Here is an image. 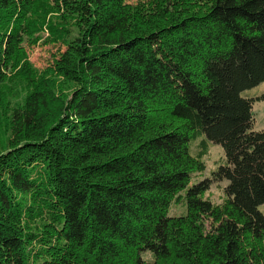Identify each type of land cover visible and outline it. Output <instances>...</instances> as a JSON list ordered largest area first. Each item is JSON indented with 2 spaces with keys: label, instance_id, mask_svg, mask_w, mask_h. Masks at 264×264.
I'll list each match as a JSON object with an SVG mask.
<instances>
[{
  "label": "trees",
  "instance_id": "trees-1",
  "mask_svg": "<svg viewBox=\"0 0 264 264\" xmlns=\"http://www.w3.org/2000/svg\"><path fill=\"white\" fill-rule=\"evenodd\" d=\"M46 22L76 88L13 111L0 264H264V0H0V85ZM212 145L220 203L192 180Z\"/></svg>",
  "mask_w": 264,
  "mask_h": 264
},
{
  "label": "rangeland",
  "instance_id": "rangeland-1",
  "mask_svg": "<svg viewBox=\"0 0 264 264\" xmlns=\"http://www.w3.org/2000/svg\"><path fill=\"white\" fill-rule=\"evenodd\" d=\"M130 3H137L143 0H128ZM149 8V7H148ZM49 24V23H48ZM47 22L35 34L31 42L26 43L25 53L21 57H25L27 63L25 69L19 68L18 57L14 59V65L11 67L13 73L10 79L0 85V153L9 149L10 143L16 144L20 141V137L11 135L12 129L10 126V119L13 111L22 106L26 95L34 88L40 85V81H49L52 90L55 94L61 97L68 96L76 87L72 82H68L64 78L55 75L54 73V55L59 49V41L56 38V31L48 28ZM75 36L77 31L74 27L68 28L66 34ZM53 35V36H52ZM65 35V34H64ZM63 50V49H62ZM264 90V83H259L256 87H252L244 91V95L251 96L258 94ZM45 112V111H43ZM251 113L253 117V130L264 129V101H257L252 104ZM44 126L49 122L48 117L42 118ZM223 159V151L218 145H212L208 155L203 158L205 170L201 173L193 175L192 180H202L204 178L210 179L212 182L208 189L204 192V197L208 198L213 203H220L224 197L223 187L226 181H216L212 179L211 171ZM260 211L264 214V204L259 206ZM180 206L171 205L170 213H179ZM144 258L150 260L149 254H145Z\"/></svg>",
  "mask_w": 264,
  "mask_h": 264
}]
</instances>
